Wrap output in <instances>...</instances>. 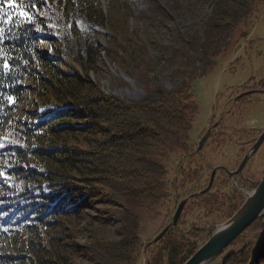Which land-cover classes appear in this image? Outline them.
Returning a JSON list of instances; mask_svg holds the SVG:
<instances>
[{"label":"trees","instance_id":"16d2710c","mask_svg":"<svg viewBox=\"0 0 264 264\" xmlns=\"http://www.w3.org/2000/svg\"><path fill=\"white\" fill-rule=\"evenodd\" d=\"M173 1L183 15L198 4L205 10L182 30L161 0H0V264H70L78 250L61 241L59 229L96 203L115 209L121 232L95 240L89 264L138 263L139 210L169 196L168 162L187 150L197 113L193 82L235 35H248L262 4ZM79 25L93 35L82 50ZM101 51L144 89L143 98L97 87L88 72ZM26 92L34 107L21 115ZM171 230L147 264H183L199 247L193 232L175 238ZM260 247L256 258L264 264ZM249 256L241 250L230 264H248Z\"/></svg>","mask_w":264,"mask_h":264},{"label":"rangeland","instance_id":"374dc122","mask_svg":"<svg viewBox=\"0 0 264 264\" xmlns=\"http://www.w3.org/2000/svg\"><path fill=\"white\" fill-rule=\"evenodd\" d=\"M161 1L172 11V23L182 30L199 21L205 10L203 5L198 4L183 15L175 9L173 0ZM260 3L262 4L252 14L253 23L249 25L248 35L243 38L235 35L231 45L218 55L209 73L193 82L197 113L189 132L187 150L174 153L168 162L169 196L154 209L139 210L140 246L137 254L140 257L137 264H147V259L151 256L149 251L156 253L158 248L154 247L162 245L168 239L166 236L162 243L153 241L172 220L182 199H186V202L168 236L176 238L193 232L199 238L200 246L207 240L205 238L208 233L214 232L218 225L224 223L239 208L241 199L245 200L246 194L253 191L264 174L263 144L256 151L251 149L264 128V0ZM130 19L134 25L145 24L140 18L131 16ZM150 30L168 37L166 29L151 27ZM92 36L86 27L79 25L75 37L77 48L82 50L84 40ZM99 41L105 44L103 38H99ZM72 64L80 72L83 71L78 64ZM88 76L104 93L129 100H140L145 95L144 89L135 80L115 67L105 51H101L95 64L89 66ZM167 85L169 86L168 83ZM33 97L29 92L24 94L19 114L23 115L24 110L34 107ZM206 134L209 136L199 147V141ZM245 155H248V159L242 169L229 175L227 171H235ZM217 167L210 188L201 193L208 185L212 170ZM233 206L237 209L228 217L227 210ZM112 210L115 209L96 203L85 209L80 216L66 219L59 229L63 232L61 241L70 243L78 250L75 255L70 253V264H89L86 257L90 255L89 249L95 240L109 241L118 238L117 233L121 232L119 219H114ZM109 218L111 221H107L110 222H102V219ZM150 242L158 244L151 247L148 246ZM262 243L264 215L245 228L223 253L240 247L239 251L245 249L251 256L253 248H256L253 264H260L256 257L257 248ZM258 251H261V247ZM222 254L208 264H220ZM234 255L226 264L231 263Z\"/></svg>","mask_w":264,"mask_h":264},{"label":"water","instance_id":"95a60500","mask_svg":"<svg viewBox=\"0 0 264 264\" xmlns=\"http://www.w3.org/2000/svg\"><path fill=\"white\" fill-rule=\"evenodd\" d=\"M207 136L208 135L206 134L205 137L201 138L198 145L199 147H201ZM261 144H263L264 148V128L251 149L256 151ZM247 159L248 155H245L238 168L235 171L229 172V175H233L242 169ZM215 171L216 168L212 170L208 185L201 191V193H205L210 188ZM185 202L186 199H182L179 202L173 214L172 220L162 228V230L154 237L153 241L161 239L171 226L176 225ZM262 215H264V174L258 181L253 191L247 194V197L241 203L239 208L224 223L218 225L210 237L202 245H200L183 264H208L214 258L222 254L231 242L244 231L245 228ZM239 250L240 247L227 250L222 254L220 264H226L227 260ZM255 253L256 248H253L248 264L254 263Z\"/></svg>","mask_w":264,"mask_h":264},{"label":"flooded vegetation","instance_id":"af4514ba","mask_svg":"<svg viewBox=\"0 0 264 264\" xmlns=\"http://www.w3.org/2000/svg\"><path fill=\"white\" fill-rule=\"evenodd\" d=\"M257 139H258V138H257ZM257 139H256V140H257ZM256 140H255V141H256ZM216 169H218V167H217ZM227 172L229 173V172H231V171H227ZM246 195H247V194H246Z\"/></svg>","mask_w":264,"mask_h":264}]
</instances>
